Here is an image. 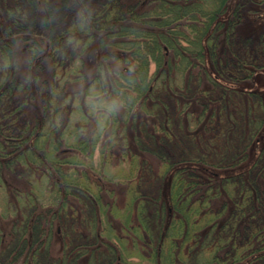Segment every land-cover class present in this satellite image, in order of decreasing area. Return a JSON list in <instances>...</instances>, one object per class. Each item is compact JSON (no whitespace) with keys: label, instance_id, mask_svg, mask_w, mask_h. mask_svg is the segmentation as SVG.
<instances>
[{"label":"trees","instance_id":"1","mask_svg":"<svg viewBox=\"0 0 264 264\" xmlns=\"http://www.w3.org/2000/svg\"><path fill=\"white\" fill-rule=\"evenodd\" d=\"M246 2L259 9L264 0H105L93 11L82 6L67 28L56 31L55 22L45 16L52 43L45 51L53 53L58 67L66 59L65 52L68 62L55 84L60 87L58 96L41 93L44 103L33 118L27 117L25 103L30 107L33 94L27 86L35 87L34 74L17 77L11 31H0V190L10 183L4 171L14 170L18 163L25 173L17 175L41 172L51 193H70L91 209L90 231L102 242V249L95 245L73 253L70 264L89 251L87 264H121L125 251H130L111 242L120 241L113 227L106 232L95 228L94 207L99 206L102 191L111 192L104 183L113 179L100 155L105 150L104 142L98 145L100 136L108 129L106 146L119 132L124 137L126 115L133 118L137 109L154 121L149 130L146 120L134 122L148 142L175 140L190 147L191 154L181 149L174 159L161 147L147 149L162 160L153 176L155 193H146L141 179L134 182L135 175L122 176L125 192L131 194L123 220H131L133 212L137 219L133 229H138V238L145 239L146 245L132 243L131 250L139 258L134 264H250L264 259V242L256 240L264 238V188L259 193L255 180L257 174L264 176V90L250 88L247 81L255 72H264V30L256 35L253 29L245 36L236 33L246 15L242 8ZM6 12L8 30L32 24L27 17L22 19L21 9L10 6ZM72 35L81 40L79 52L96 41L101 54L84 88L70 93L65 85L83 76L81 64L78 70L71 63L72 50L66 48ZM222 42L231 51L227 60L219 58ZM26 48L33 60L41 58L36 42H27ZM200 85L203 88L198 89ZM78 94L88 96L70 109L79 112L80 120H69L71 112L60 118L59 104L72 103ZM165 97L179 99L185 110L195 97L200 112L194 120L203 125L204 133L188 131L180 118L175 123ZM141 137L135 134L133 139L143 149ZM130 157L137 159L138 154L130 152ZM238 167L241 171H235ZM219 189L228 198L227 211L224 206L211 208ZM113 210L114 206L107 209L104 225L112 226ZM243 217L247 224L241 242L236 240V225ZM32 218L17 230L20 238L36 227L37 219Z\"/></svg>","mask_w":264,"mask_h":264},{"label":"rangeland","instance_id":"2","mask_svg":"<svg viewBox=\"0 0 264 264\" xmlns=\"http://www.w3.org/2000/svg\"><path fill=\"white\" fill-rule=\"evenodd\" d=\"M104 1L105 0H0V31L6 30V33L11 31L9 37H12L11 45L14 49L13 61L17 66L16 75L18 78L21 77V79H24L30 76L32 72L34 74V78L31 79V82H33L32 85L33 87L35 86L34 88L36 89L27 86L29 94H33L29 99L30 107H28V101L25 103L27 117L33 118L36 115L35 112L40 111L44 103L41 93L58 96L60 87H56L55 84L57 80L60 79L64 65L68 62L67 53L65 52L63 57L66 59L64 63L61 64V67H58V63H55L53 53H47L48 50L45 51L47 44L52 47L51 40H49V26L46 24L48 21L45 23V16H47L50 22H55V31L61 28L65 29L71 19L79 16L82 6L88 11H93L95 7ZM120 1L126 2L130 0ZM248 4L251 3L246 2L245 6L242 7L246 15L241 18V22L235 29L236 33L241 36L249 34L252 29L255 35L258 30H264V2L260 4L261 6L257 7L259 9H255V4ZM10 6L13 10H16V8L21 9L23 11L22 19L25 20V17H27L32 24L19 27L13 25L9 30L6 29L4 25H11L9 24V18L6 17V8H10ZM29 41L36 42L40 45L42 56L40 55L41 58L39 60H33L31 50L26 48V44ZM81 44V40L78 39L76 35L66 43V48L72 50L71 58H73L74 61L71 63L77 65L78 70H80L79 66L81 64L80 72L81 74L83 73L81 80L65 85V89L70 91V93L75 90L81 91L84 88L87 80L91 78L95 64L101 54L96 41H93L86 50L79 52L81 50L79 47ZM218 52L219 58H225V60L231 56V51L226 42L220 44ZM150 71H154L153 64L150 66ZM253 75L247 80L252 84L250 88L264 90V72H255ZM201 82L203 86H207L208 84L207 80ZM61 84L60 81V86ZM203 86L200 85L198 89L203 88ZM81 94L83 95V93ZM18 97L19 95H16V98ZM87 98L88 96L84 98L78 94L73 98L74 100L72 103L69 104L67 102L69 100H67L59 104L60 118H66L71 112L68 118L69 120H72V118L80 120L79 112L76 111L77 113H73L70 109L78 106L82 100H86ZM165 98L168 101L167 104H169L168 107L169 110H171V114L172 112L174 114L172 118L175 123H178L180 118V121L183 122V126L185 125L188 131H193L194 134L204 133L203 125L194 120L200 112L198 100H194L193 98L192 102L188 101V106H186L185 110V107L179 99ZM54 103L55 97L49 101L51 108ZM56 103H58V101H56ZM118 111H121V108H119ZM150 118L151 116L149 117L146 114L142 115V112H139L137 109L133 118L126 115V125L128 129L124 137L122 133L119 132L118 136L115 135L117 138L113 141L111 140L106 146L110 138V136L108 137L107 135L108 129H106L105 132L101 134L98 142L99 146L102 142L105 143V150L100 155L107 161V170L113 174V179L105 181L104 183L105 186H110L109 189H111V192L102 191L98 199L99 206H96V208L94 207V213L97 215V218H95V228H99L101 232L103 231L102 228H104L106 232L113 227V232L120 235V241L116 242V240L113 239L111 242L122 244L130 248V251H125L127 257L125 262L121 264H127L126 262H129L128 264H134L139 260L135 252H133L134 250H131L132 243L135 242L136 245L138 244V246L146 248L144 243L145 239L144 241L139 240L137 234L138 229L136 231L133 229V227L137 226V219L133 212L130 217L131 220H123L124 209H127L126 206L130 202L131 195L125 192L124 180H126L129 175H135V177H133L134 182H139L141 179V181L144 182L143 188L146 193H155L153 176L155 175V170L156 172L159 171L162 160L160 156L155 155L151 150L147 149L161 147L164 152L173 156L174 159L180 156L179 152L181 149L191 154L190 147L185 146V144L184 146L183 144L179 146L176 144L175 140L168 143H164V141L162 143L155 141L157 145L153 144L154 142H148L144 135H142L143 133L139 131V126L138 128L134 126V122L137 121L139 123L142 120H146L149 126L147 129L149 130L151 127L150 125L154 122ZM63 120L62 118L60 121ZM86 124L88 125V123ZM60 130L61 129H59V131ZM81 133L84 134L85 132ZM135 134H141V138L145 140L143 143V145L146 146L145 148L142 149L135 142L133 139ZM124 145L127 146L123 147ZM250 151L252 152L251 149ZM130 152H136L138 154L137 159L136 157L132 159V157H130ZM192 152H194V150H192ZM97 154L98 152L96 150L94 153L95 160L98 159ZM135 160L138 162V165L135 164ZM146 164L147 167L144 168L143 166ZM130 171L132 173L129 174ZM235 171H241V169L238 167ZM4 172L7 181L10 183H8L6 188L0 190V264H70L69 261L76 252H82L85 248L90 249L95 245H99L98 248L102 249V242H99L95 237L93 238L90 231V223H92L91 209L81 202L79 198L70 195V193L62 195L57 192L51 193L50 189L47 188L48 178L42 176L41 172L33 171L30 175L26 174L27 177L21 176L20 174L17 175L21 172L25 173L24 167L23 165L21 166V164L17 163L15 164L14 170L6 169ZM251 174H253V171ZM123 175L126 178H122ZM241 176L243 179H246L247 174L243 172ZM255 177L259 193H261L264 188V176L260 177V175L257 174ZM138 178L139 180H137ZM10 184H13V186H10ZM227 199L223 190L219 189L217 196L210 201L211 208L220 209L224 206L223 210L227 211L230 207ZM112 205L114 206L113 212L116 216L111 217L112 226L108 224L104 225L106 216L108 215L106 211L108 208L113 207ZM134 207L135 204H133L132 209H134ZM98 216H100V218H98ZM27 218L37 219V225L34 227L33 231H29V234L25 232L23 238H20V232L17 230L27 221ZM246 224V217L241 218L237 222V241L242 242V240L245 239L244 226L246 227ZM50 226L51 229L49 231L48 228ZM26 235H28L27 240L25 238ZM19 238L20 240H18ZM256 240L264 242V238L263 241L261 238H256ZM17 242H20V244L18 243L16 247ZM73 253L75 254L73 255ZM89 254L90 251L83 252L82 257H78L75 264H87ZM63 260L64 262H62ZM253 261L254 262L250 264H264V259L261 262L257 260ZM142 262L144 263L145 260L142 259ZM234 264H242V262L238 261Z\"/></svg>","mask_w":264,"mask_h":264}]
</instances>
